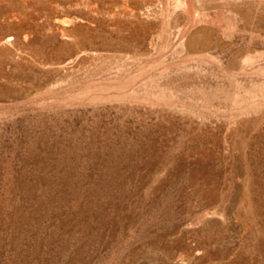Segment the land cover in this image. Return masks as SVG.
Listing matches in <instances>:
<instances>
[{
    "label": "rangeland",
    "instance_id": "obj_1",
    "mask_svg": "<svg viewBox=\"0 0 264 264\" xmlns=\"http://www.w3.org/2000/svg\"><path fill=\"white\" fill-rule=\"evenodd\" d=\"M242 1L0 0V264H264Z\"/></svg>",
    "mask_w": 264,
    "mask_h": 264
},
{
    "label": "bare ground",
    "instance_id": "obj_2",
    "mask_svg": "<svg viewBox=\"0 0 264 264\" xmlns=\"http://www.w3.org/2000/svg\"><path fill=\"white\" fill-rule=\"evenodd\" d=\"M169 1H170V4L172 6L178 5L180 7L185 8V7H187L189 5L188 0H169ZM257 1L259 2L258 5H262L264 7V0H257ZM241 2H243V1L242 0H224V3H226V4L231 3V4L235 5V6H238V4H241Z\"/></svg>",
    "mask_w": 264,
    "mask_h": 264
}]
</instances>
